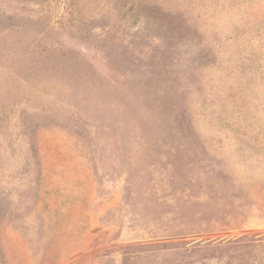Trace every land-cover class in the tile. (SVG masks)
Segmentation results:
<instances>
[{
  "label": "rangeland",
  "instance_id": "rangeland-1",
  "mask_svg": "<svg viewBox=\"0 0 264 264\" xmlns=\"http://www.w3.org/2000/svg\"><path fill=\"white\" fill-rule=\"evenodd\" d=\"M0 264H264V0H0Z\"/></svg>",
  "mask_w": 264,
  "mask_h": 264
}]
</instances>
